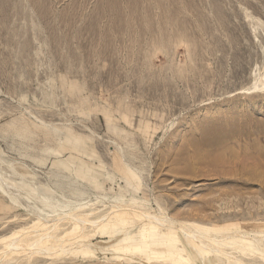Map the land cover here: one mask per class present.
<instances>
[{"label":"rangeland","instance_id":"obj_1","mask_svg":"<svg viewBox=\"0 0 264 264\" xmlns=\"http://www.w3.org/2000/svg\"><path fill=\"white\" fill-rule=\"evenodd\" d=\"M263 71L264 0H0V250L37 213L50 220L84 203L109 212L124 187L113 149L141 177L125 199L220 234L264 233V87H253ZM15 120L91 137L96 156H74L102 163L103 189L52 164L69 156L46 151L62 133L25 139ZM99 248L22 250L0 264H189Z\"/></svg>","mask_w":264,"mask_h":264},{"label":"bare ground","instance_id":"obj_2","mask_svg":"<svg viewBox=\"0 0 264 264\" xmlns=\"http://www.w3.org/2000/svg\"><path fill=\"white\" fill-rule=\"evenodd\" d=\"M257 81H260L261 86L264 87V71L258 78H255L254 88H258ZM105 115L107 120H110V114L106 112ZM127 117L126 114L123 115L124 119ZM10 125L15 126L17 133L25 139L29 138L31 134L40 133L45 140H50L53 136L62 133L63 136L58 137V147L48 148L46 151L49 150L52 154L68 152L69 156L54 161L52 164L59 169L69 171L82 183L90 184L96 189H103L105 180L98 171V168H103L102 163L94 166L92 162L84 160L85 158L74 156V154L86 155L89 158L96 156L91 145V137L77 134L68 127L61 131L57 128L43 127L36 123L29 124L25 120H15ZM108 128L112 131H121L117 126L111 124L108 125ZM88 146H91V150ZM115 150L113 149L112 162L114 169L121 173L120 179L123 180L124 187H120V194L114 197L109 212L97 211L91 206L92 204L84 203L73 210H62L50 220L37 213L38 220L29 230L27 229L28 231L14 233L3 240L4 247L0 250V257L4 256L5 260H9L12 259V255L18 254L22 250H30L28 259L35 254L48 253L52 250L54 252L69 250L72 253L81 252L88 255L94 248L100 247L99 249L102 250L110 248L113 251V257L117 260L121 258H126L125 260L128 261L140 258L141 260L142 258H156L173 263L251 264L232 251H226L224 249L226 245H231V249H249L252 253L258 252L264 257V250L262 249L264 233L220 234L218 225L208 227L197 221L169 215L158 202L157 208L150 210L147 208L146 199H125V193H137L140 190L141 177L137 170L125 163L126 161L123 160L120 153L114 152ZM12 167L14 168V166ZM108 178L112 180L111 177ZM19 187H25V185H19ZM45 192L49 194L50 190ZM0 206L3 207L4 205L0 203ZM52 212H56V209ZM66 224H71V229L59 232L61 226ZM23 230L25 231V229ZM94 237H107V240L92 243Z\"/></svg>","mask_w":264,"mask_h":264}]
</instances>
